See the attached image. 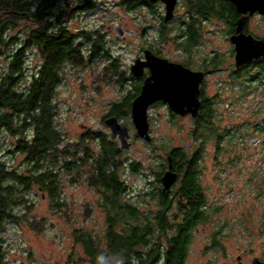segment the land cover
Instances as JSON below:
<instances>
[{"label": "flooded vegetation", "instance_id": "1", "mask_svg": "<svg viewBox=\"0 0 264 264\" xmlns=\"http://www.w3.org/2000/svg\"><path fill=\"white\" fill-rule=\"evenodd\" d=\"M130 1L137 6L136 9L146 11L153 20H157L155 26L148 25L149 31L142 27L138 32L141 45L130 66L135 61L143 65L147 62L146 57L165 59L169 92L177 96L180 101L177 104L181 108L177 112L175 105L163 100L149 105L146 111L148 133L149 113L156 106H161L165 108L170 123L179 120L187 125L188 140L184 146L170 147L162 163L150 167L148 172H141L138 166L141 185L133 195L135 201L131 203L134 212L139 214V220L122 221L119 227L135 225L151 229L146 236L147 243L136 247V252L145 256L143 259H148L151 250L158 249L157 257L149 256L147 264H195L190 258V246L193 237L200 234L203 252L213 253V258L203 264H264V141L261 155L251 157L244 161L242 168H238L237 165L244 159L236 156L235 151L229 157L218 156L222 152V140L230 133L225 130L219 133L216 126L208 125L215 114V103L221 97L220 85L223 82L235 84L232 87L235 91H238L240 84L242 90L250 86L247 92H253L255 85L260 92H264V12H250L247 9L239 12L230 0H173L171 18L164 21L165 0ZM92 2L89 0V7ZM157 6H161V9L157 10ZM177 21L178 27L175 26ZM239 21L242 24L237 31ZM151 31L155 32L156 37L148 42L146 37ZM131 34L136 36L135 32ZM246 37L250 43V57L239 51L240 43ZM121 38L126 39L124 33ZM163 39L167 44L161 46L166 48L165 55L159 46L153 44ZM256 46L258 50L254 53ZM130 66L131 90L128 95H133L134 99L140 94L151 72L149 67L143 65L140 76H133ZM246 93H239L240 99ZM130 105L122 108L127 116H130ZM109 117H115L120 125L126 126L109 110L102 118L104 125ZM126 127L129 134L130 128ZM245 127L248 128L247 125ZM256 131L264 134L260 122ZM108 136L119 145L118 137H113L110 130ZM153 142L151 138L146 143L153 145ZM208 144L211 155L205 156V146ZM228 144L233 145V142ZM259 144L260 137H256L244 150L249 151ZM173 150L174 153L171 152ZM167 172L171 173L168 176L171 182L165 189L162 180ZM208 175L218 189L205 188V181L211 180ZM238 180L245 181L252 188H240L227 195ZM123 191L129 193L126 183ZM213 193L214 196L210 198ZM136 203H143L145 209L140 212ZM223 205L233 213L231 220L218 217L214 221ZM172 238H179L184 243L185 252L179 263L175 262L173 254L170 258L168 255Z\"/></svg>", "mask_w": 264, "mask_h": 264}, {"label": "rangeland", "instance_id": "2", "mask_svg": "<svg viewBox=\"0 0 264 264\" xmlns=\"http://www.w3.org/2000/svg\"><path fill=\"white\" fill-rule=\"evenodd\" d=\"M92 1L89 7V0H83L78 5V9L76 7L71 9L72 11L69 9L66 14L65 22L69 30L75 34L74 36L77 37L79 33L85 32L89 34V39H83V44L79 47L82 53L79 63L62 66L60 80L55 88V125L63 135L61 146H67L81 138L95 139V136L99 134L109 135V130L102 122V118L107 115L111 104L119 102L131 90L128 68L141 45V40L137 37L138 32L142 27L149 31L148 25L155 26L157 23V20H153L146 11L136 9L135 4L129 5L131 7L129 9L123 3L120 4V0ZM160 7L157 6V10L161 9ZM178 24L179 21L175 26L178 27ZM117 30L124 33L125 40L121 38L123 33L119 34ZM16 31L17 29L10 34L21 38L20 33ZM131 32H135L136 36L133 37ZM153 33L155 32H149L146 37L148 42L156 37ZM94 40L96 41L94 45L97 47L93 54L88 44ZM164 40L153 43L159 46L163 55L166 54V48L161 46L167 45ZM205 45L209 47L208 44ZM40 60V55L35 50L30 49L27 52L23 86L28 84L36 72ZM113 61L115 72L107 67ZM6 67V54H2L0 55V75ZM220 86L221 97L215 103V114L208 121V125L216 126L219 133L223 130L230 133H227L229 136L222 140L220 147L222 152L218 156L229 157L233 155L232 151H235L236 156L244 159L237 165L238 168H242L244 161L261 155L264 134L256 131V126H259L260 119L264 118V92H260L256 85L253 86V92H247L250 86L242 90L240 84L237 87L238 91L233 89L235 84L223 82ZM243 91L247 93L240 99L239 93ZM148 118L149 136L154 141L153 145L147 144L136 136L130 116L120 117L121 123L130 128L131 145L127 150L121 149L117 161L121 162L119 171L129 188L127 196L132 202L135 201L133 195L139 191L141 182L138 177L139 172H132L125 165L136 163L141 172H148L150 167L154 168L155 165L162 163L161 160H164L166 156L164 150L168 151L172 146H184L188 140L187 125L179 120L170 123L165 108L156 106L149 113ZM256 137H260V144L249 151L244 150ZM230 141L233 145L228 144ZM14 142V137L0 133V149L5 161L11 168L26 174L27 165L24 156L17 153L8 155L6 152L8 146ZM89 145L92 149H96V142L94 144L90 140ZM118 148L120 149L119 145ZM209 148V144L205 146V156L211 155ZM57 164L59 160L55 166L52 165V168ZM69 174L60 172L59 175V186L64 199L63 209H52L48 199L42 198L44 193L38 190V187L32 186L27 193V201L31 204L30 209L18 220L19 223L4 224L0 231V245L5 249L7 261L10 264H82L77 258L80 254L79 248L73 243L74 230L88 229L98 236L106 228L105 212L102 209L97 188L90 184L88 187L85 182L70 181ZM207 177L212 178L209 175ZM78 180L81 181V179ZM214 182L213 179L205 181V188L218 189ZM240 188H252V186H248L243 180H238L227 195H231L233 191ZM213 196L214 193L210 198ZM136 205L140 212L145 209L143 203H136ZM223 206L224 208L217 214L214 221L218 217L221 220H231L233 213L227 206ZM16 212L22 214L24 208H19ZM201 238V234L194 236L190 246V258L195 264H203L204 261L213 258V253L203 252L204 245L199 240Z\"/></svg>", "mask_w": 264, "mask_h": 264}, {"label": "trees", "instance_id": "3", "mask_svg": "<svg viewBox=\"0 0 264 264\" xmlns=\"http://www.w3.org/2000/svg\"><path fill=\"white\" fill-rule=\"evenodd\" d=\"M82 1L0 0V55L6 54L7 58V67L0 75V133L15 138L6 152L23 155L27 165L26 174L11 168L0 149V231L6 223H19L30 209L27 193L32 186L44 193L42 198L48 199L52 209H63L59 175L68 172L70 181L85 182L86 186L97 188L105 212L106 228L100 235L83 228L73 232V243L79 248L77 258L81 263L147 264L149 256L157 257L158 249L151 250L148 259H143L145 256L137 253L136 247L147 243L146 236L151 229L118 225L122 221L139 220V214L134 212L128 199V191H123L126 181L119 171L118 145L110 136L99 134L95 139L81 138L61 146L63 135L55 125L54 92L60 71L66 64L79 63L82 58L79 47L83 39H89L85 32L75 37L65 22L69 9L77 8ZM122 3L129 9V5L134 4L130 0H120ZM16 29L21 38L10 34ZM94 42L88 44L93 54L97 47ZM30 49L35 50L41 60L28 84L23 86L24 62ZM114 64V61L108 64L110 71L115 72ZM131 99L133 95L125 94L119 102L110 105V114L119 118L127 116L122 108H128ZM90 140L96 142V149L89 145ZM164 151L167 155V150ZM58 160L59 164L52 168ZM127 165L125 167L132 172H140L138 164ZM19 208H24L22 214L16 212ZM183 234L180 237L183 238ZM170 241L169 258L173 254V259L179 263L185 252L184 243L179 238ZM0 264H10L2 245Z\"/></svg>", "mask_w": 264, "mask_h": 264}, {"label": "water", "instance_id": "4", "mask_svg": "<svg viewBox=\"0 0 264 264\" xmlns=\"http://www.w3.org/2000/svg\"><path fill=\"white\" fill-rule=\"evenodd\" d=\"M239 12H245L249 10L250 12L258 11L264 12V0H230ZM174 6V1L165 0V16L164 21H168L171 18L172 9ZM247 9V10H246ZM239 27L241 29L242 21L238 22ZM119 34H122L121 30H117ZM243 34H240L242 37ZM251 40V39H250ZM240 42V41H239ZM240 54L251 55L250 51V43L248 39L242 41L240 43ZM258 47L253 48V52L256 53ZM147 62L143 63V65L149 67L150 76L145 80L144 85L142 86L140 94L134 98L130 105V118L135 130L136 136L146 142H150L151 138L148 133V123H147V107L153 104L155 101L163 100L167 103H172L174 108L180 111V107L178 106L179 100L176 95H171L169 92L170 82L168 80L167 74V62L165 59H159L155 57H146ZM143 65H140L137 61H135L130 66V72L133 76H140V72L143 68ZM179 101V102H178ZM178 103V104H177ZM172 105V106H173ZM178 112V111H177ZM260 124L264 127V119L260 121ZM105 125L109 128L110 133L113 137L117 136L119 140V147L122 150H127L130 147V143L128 142L129 134L128 128L124 125H120L115 117H109L105 120ZM169 172L165 174L163 177V183L165 184V189H167L171 180H169ZM173 178V177H172ZM171 178V179H172Z\"/></svg>", "mask_w": 264, "mask_h": 264}]
</instances>
